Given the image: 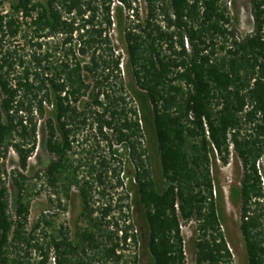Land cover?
<instances>
[{"label": "trees", "instance_id": "obj_1", "mask_svg": "<svg viewBox=\"0 0 264 264\" xmlns=\"http://www.w3.org/2000/svg\"><path fill=\"white\" fill-rule=\"evenodd\" d=\"M144 1L145 17L140 0H0V162L13 150L27 169L43 128L54 157L47 176L67 197L79 187L86 223L74 237L67 228L38 237L43 221L28 230L31 201L20 175L15 215L8 188L0 189V264L127 262L129 242L139 236L121 178L127 154L152 264H187L181 225L192 221L197 264H236L213 171L233 156L243 168L231 195L242 201L247 264H264V0H251L254 28L247 34L238 30L232 0ZM115 25L139 109L127 101ZM149 128L162 183L143 140ZM86 129L109 153L97 160L93 147L90 161L76 165L75 144ZM85 163L91 180L80 179Z\"/></svg>", "mask_w": 264, "mask_h": 264}, {"label": "rangeland", "instance_id": "obj_2", "mask_svg": "<svg viewBox=\"0 0 264 264\" xmlns=\"http://www.w3.org/2000/svg\"><path fill=\"white\" fill-rule=\"evenodd\" d=\"M44 1V0H41ZM231 2V0H230ZM140 11L143 17L146 16V3L144 0H140L138 3ZM232 8L233 14L237 18L238 30L241 34H247L253 31L254 20L252 15L251 0H232L230 3V10ZM5 9H9V4H6ZM127 15V14H126ZM129 16L125 19V26H129L131 23ZM116 26V30L113 31L114 42L125 59L123 69V77L126 85V96L129 102V107H137L139 109L138 101L135 99V89H137L136 80L131 69L127 67L128 56L126 53V42L122 34V29ZM19 43H22L19 39ZM17 44V43H16ZM3 95L0 91V105ZM49 111H53V106H48ZM51 116V115H49ZM39 120L41 118L37 117ZM42 121V120H41ZM111 137L114 143L117 140L114 135ZM81 144L76 142L75 150L76 154L72 155L75 160V164H79L78 160L83 162L90 161L92 158L89 150H93V147H98L99 150L94 153L97 156V160L102 156L108 155V144L99 137L93 134L88 129L83 131L79 136ZM147 146L148 154L150 155V167L153 172V177L158 183H162V171L160 166V155L157 149L156 141L154 139V130L149 128L143 139ZM46 132L41 128L39 135V145L35 153L29 158V165L27 169H23L20 165V158L16 151L11 150L9 152L8 159L0 162V189L6 186L9 191L10 199V212L16 214L17 200L20 193L19 185L16 179L21 180V176H25V191L24 195L26 200L31 201L30 215L28 219V230H32L39 221H43V226L37 231L36 235L40 238H45L43 231L49 233V235L57 234L60 229L67 228L70 230L71 235L74 237L79 229H82L86 223L82 217L83 201L80 195L79 187L74 186L70 192V197H67L63 192V189L59 186L56 187L52 184L47 176L46 171L50 164L54 161V157L49 153L46 147ZM85 143V144H83ZM83 144V145H82ZM116 147H119L116 144ZM126 159V160H125ZM127 161L126 176L125 175V189H129L130 198L126 200V203L131 205L130 219L132 224L139 230V238L142 242L140 247H132L130 251H126L127 262H119V264H132L136 255L138 264H152V257L148 251L146 243L147 228L142 218V209L137 203L135 197V186L131 184L133 176V166L130 165L129 154L124 158ZM123 160V161H124ZM79 174L80 179L91 180L89 173V166L83 164ZM214 177L216 181L217 190H222L225 202V217H224V231L226 233L229 245L235 255L236 264H247V250L246 244L241 231V212L242 201L240 198L232 197L231 191L233 187L240 185L242 180L243 168L241 163L233 156L230 158L228 165H223L221 160L213 165ZM115 183V182H114ZM133 183H135L133 181ZM95 199L99 198V189H94ZM121 191L122 188L116 190ZM134 191V192H133ZM117 197L115 190H112V196ZM109 199V196L108 198ZM102 201V200H101ZM184 224L183 234L185 237L184 250L187 256V264H197L196 262V248L195 240L197 237V223L192 221L188 224ZM26 249V247L24 248ZM21 253H25L26 250H20ZM37 257V253H33V258ZM114 264V263H108Z\"/></svg>", "mask_w": 264, "mask_h": 264}, {"label": "built area", "instance_id": "obj_3", "mask_svg": "<svg viewBox=\"0 0 264 264\" xmlns=\"http://www.w3.org/2000/svg\"><path fill=\"white\" fill-rule=\"evenodd\" d=\"M21 20L23 21V17H21ZM28 20H29V19H28ZM121 178H122L123 180L125 179V172H122V174H121ZM176 206L179 208V205H178V204H177ZM126 210H127V208H126ZM130 221H131V219H130ZM184 228H185V227H184V224H182V225H181L182 232H183ZM134 232H135L136 234L139 235V230H138L137 228H135ZM129 241H130V240H129ZM129 243H130V244L128 245V247H129L128 251H130V249H131L132 247H134V246H135V247H140L141 244H142V242H141L139 236H138V243H137V244H134L132 241H130ZM135 257H136V255H135Z\"/></svg>", "mask_w": 264, "mask_h": 264}]
</instances>
